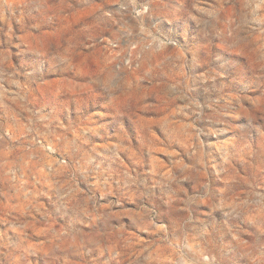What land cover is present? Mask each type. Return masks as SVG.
<instances>
[{"label":"rangeland","instance_id":"rangeland-1","mask_svg":"<svg viewBox=\"0 0 264 264\" xmlns=\"http://www.w3.org/2000/svg\"><path fill=\"white\" fill-rule=\"evenodd\" d=\"M0 264H264V0H0Z\"/></svg>","mask_w":264,"mask_h":264}]
</instances>
